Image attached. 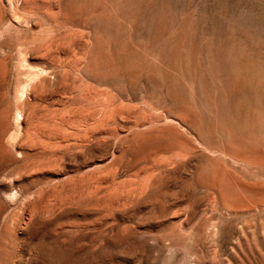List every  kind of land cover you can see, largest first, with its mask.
I'll use <instances>...</instances> for the list:
<instances>
[{
    "label": "rangeland",
    "instance_id": "obj_1",
    "mask_svg": "<svg viewBox=\"0 0 264 264\" xmlns=\"http://www.w3.org/2000/svg\"><path fill=\"white\" fill-rule=\"evenodd\" d=\"M0 264H264V0H0Z\"/></svg>",
    "mask_w": 264,
    "mask_h": 264
},
{
    "label": "bare ground",
    "instance_id": "obj_2",
    "mask_svg": "<svg viewBox=\"0 0 264 264\" xmlns=\"http://www.w3.org/2000/svg\"><path fill=\"white\" fill-rule=\"evenodd\" d=\"M21 117V116H20ZM24 119V118H23Z\"/></svg>",
    "mask_w": 264,
    "mask_h": 264
}]
</instances>
